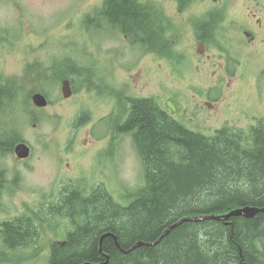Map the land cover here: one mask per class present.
<instances>
[{
	"label": "rangeland",
	"instance_id": "obj_1",
	"mask_svg": "<svg viewBox=\"0 0 264 264\" xmlns=\"http://www.w3.org/2000/svg\"><path fill=\"white\" fill-rule=\"evenodd\" d=\"M103 1L0 0V85L17 91L12 103L8 96L3 98L2 137L14 141L18 128L23 142L32 149L31 156L23 162H19L13 152L0 155V172H3V178H0V225L23 215H34V211L54 203L63 184L81 183L79 189L89 191L107 181L108 192L122 204L126 189H137L142 185L143 169L131 136L120 137L119 131L113 132V124L107 125V118L116 109L111 86L117 93L122 89L130 97L157 94L163 104L168 93L175 91L186 93L193 105L206 101L214 103V99H219L217 112L223 114L207 112L206 126L195 127L196 131L206 135H213L225 125L249 130L264 122L263 45L248 43L239 56L235 45L233 54L239 60L237 74L226 75L222 91L219 95L213 94L214 75L225 59L212 46L203 57L196 54L197 43L190 36L191 22L186 13L178 14L174 0L155 1L171 17L174 36L171 31L168 36L177 40L175 56L184 59L180 76L174 75L180 68L175 62L155 60L153 56L138 59V54L131 48L125 57L117 54L113 58L111 51L116 46L107 41L108 29L88 24ZM256 2L220 0L219 5L229 7L226 22L231 23L243 22L247 17L249 21V16L257 9ZM182 29L184 34L177 39L173 31ZM66 59L77 61L80 68H84L82 76L70 74L68 77L75 90L69 99L64 98L61 90L64 78L56 84L47 83L45 91L38 80L40 73L55 77V66L59 63L62 72L66 68L63 63ZM89 75H93L91 87L86 83ZM159 79L162 82L160 88ZM207 92L214 99L202 97L207 96ZM37 93L48 98L50 105L47 108L34 106L32 96ZM180 106L185 108L182 103ZM86 113L81 124L79 120ZM4 130L6 134H3ZM84 139L88 142L84 143ZM98 155L103 162L100 167H97ZM69 229V223L60 222L58 234L45 231L39 239L38 249L25 250L20 262L5 264L28 263L25 255L35 252L39 258L34 264H46L50 245L66 241ZM10 257L20 259L13 254Z\"/></svg>",
	"mask_w": 264,
	"mask_h": 264
},
{
	"label": "trees",
	"instance_id": "obj_2",
	"mask_svg": "<svg viewBox=\"0 0 264 264\" xmlns=\"http://www.w3.org/2000/svg\"><path fill=\"white\" fill-rule=\"evenodd\" d=\"M167 18L156 2L141 5L137 0H104L88 24L102 29L109 22L121 23L122 29L136 36L144 52L156 51L183 69L184 59L174 54L175 39L168 36L170 31L174 34ZM228 61L236 63L230 69L234 76L239 62L230 56ZM63 63L66 68L61 72V63H57L53 78L38 75L44 91L49 82L56 84L60 78L69 79L70 74H84L77 61L66 59ZM182 69L176 73L181 75ZM92 77L86 79L88 87L93 85ZM16 92L0 85V114L5 110L4 96L12 103ZM129 102L125 125L116 123V127L119 134L132 138L143 169L142 185L126 189L124 204L100 186L89 191L68 188L34 215L4 221L0 225V264L20 262L23 251L38 249L43 233H57L60 222L69 223L70 229L66 241L50 245L46 264L103 263L106 259L99 246L105 234L116 235L122 249L128 251L139 242H157L186 217L197 220L171 229L157 245L129 253L121 251L114 238H105L108 264H264V212L253 218H225L239 208H264V122L249 130L225 125L206 135L179 123L152 99L130 97ZM87 114L80 118L81 124ZM0 134V155L12 153L16 144L24 141L18 128L12 142L3 140L2 129ZM12 254L23 256L12 260ZM38 258L37 252L25 255V264H34Z\"/></svg>",
	"mask_w": 264,
	"mask_h": 264
},
{
	"label": "flooded vegetation",
	"instance_id": "obj_3",
	"mask_svg": "<svg viewBox=\"0 0 264 264\" xmlns=\"http://www.w3.org/2000/svg\"><path fill=\"white\" fill-rule=\"evenodd\" d=\"M137 2L141 5H145L146 3H153L156 2L155 0H137ZM176 5V10L178 14H185L188 15L189 21L191 22L190 28V36L197 43V48L199 45L202 46L201 50L204 54H200L197 52L196 54L203 57L205 53H207L208 49L212 46L218 49V51L222 54L221 56L224 57L225 62L221 65L218 73H215V83L213 88V94L219 93L223 89V85L225 83L226 75L231 77L230 69L236 66V63H232V61H228L229 56L233 59L238 60L237 57L234 56V46H237L239 51L235 52L241 55V52L248 46L253 45L258 42L264 46V0L260 1L257 0L255 4V8H257L252 15L249 16V21L247 19H243V22H231L227 23L228 19V10L229 7L227 6H220V0H174ZM212 3L214 6H212ZM195 5L197 7L195 8ZM152 11V10H151ZM155 14H158L156 11H152ZM160 16V15H159ZM252 18V19H251ZM171 20L170 18H167ZM158 20V19H157ZM212 20V23H206ZM237 21V20H235ZM160 23V20H159ZM122 24H108V32L109 37L107 41L111 43V45L116 46V49L111 51V55L114 58L117 56L125 57L127 52L129 53L130 48L135 53L138 54V59L147 58L149 56H153L155 60L159 59L162 60L163 57L156 51H149L148 53L144 52V49L138 47L140 42H137L134 38L135 35L131 34L128 30H124L121 28ZM175 33V37L178 39L179 35L182 36L184 34V30L173 31ZM173 43H177V40H173ZM249 43V44H248ZM258 52V50H256ZM210 59V57L208 58ZM163 60L167 61L168 63H173V60H168L164 58ZM116 65H114V68ZM238 68V67H237ZM201 74H204V71H200ZM237 74V72H236ZM176 75V72L174 73ZM178 76H180L178 74ZM160 86H162V82L159 79ZM74 90V87H73ZM75 94V90H74ZM203 94V93H202ZM111 96L114 100V104L116 109L113 111L114 114H111L109 118H107V125L114 126L113 132H117L118 128L116 127V123H121L125 125L127 121L129 112H130V96H126V92L124 90H120V92H116L115 88L111 86ZM202 97H206V99H214L212 98L211 94L207 92V96L203 95ZM134 100L138 99H152L154 104L157 105L159 108H164L167 113H171L170 115L173 116L176 121L185 125L190 130L196 131L195 127L198 128L202 126H206V122L209 118L206 116L207 112H215L216 115H219L220 112L218 111V101L219 99H214V103L206 101L204 104L196 103L193 105L192 99L188 98V95L182 91H175L168 93L167 100L164 104L161 101V98L157 96V94H148L144 96L132 97ZM168 102H172L176 107V112L173 113L168 107ZM50 103V102H49ZM180 103L185 106L183 108L180 106ZM121 104V105H120ZM223 114V113H222ZM220 114V115H222ZM111 122V123H110ZM238 123V122H237ZM122 125V126H123ZM238 125V124H237ZM108 128V127H107ZM197 132V131H196ZM125 135L130 136L129 134H121L120 137H124ZM84 143L88 142V139L83 140ZM19 144V143H18ZM17 145V144H16ZM15 148V147H14ZM13 148V153L15 154V149ZM32 153V149H31ZM17 158V157H16ZM97 167L102 166V160H99V155L96 157ZM28 160V159H25ZM25 160H18L19 162H23ZM109 161L108 159H106ZM68 168H70V164L68 163ZM107 165V163H106ZM81 183L71 182L66 185L63 184L62 191L66 189L72 188H81ZM101 188L108 192L109 190V182H103L99 185Z\"/></svg>",
	"mask_w": 264,
	"mask_h": 264
},
{
	"label": "water",
	"instance_id": "obj_4",
	"mask_svg": "<svg viewBox=\"0 0 264 264\" xmlns=\"http://www.w3.org/2000/svg\"><path fill=\"white\" fill-rule=\"evenodd\" d=\"M201 48H202V46L199 45V47L197 48V52L200 54H204V52L201 50ZM61 90H62V94H63L65 99H69L74 95L73 85L69 79H64L62 81ZM32 102H33L34 106L39 108V109L47 108L50 105L48 98L44 94H41V93H37V94L33 95L32 96ZM167 107L173 113L176 112V107L172 102H168ZM14 149H15V155H16L18 160H25L31 156V147L26 142H20L19 144H17L15 146ZM261 212H264V208L261 209V208H256V207H252V206H247V207L239 208V209L232 211L230 214L226 215L225 218H230L232 216H235V217L243 216L246 218H253ZM194 220H197V218L186 217V218L182 219L181 221H179L178 223H176L175 225H173L166 232H164V234L161 236V238L157 242H155V243L139 242V243L135 244V246H133L128 251H125L122 249V247L120 246V243L118 241V237H116V235L111 234V233L105 234L101 238L99 249H100V252L105 256L106 261L103 263H100V264H108L110 261L109 255L105 254L103 251V241L107 237L114 238L117 246L121 249V251H123L124 253H129V252H131L137 248L143 247V246H154V245L159 244L162 241V239L171 231V229L177 227L178 225H180L184 222H190V221H194ZM85 264H91V263H85Z\"/></svg>",
	"mask_w": 264,
	"mask_h": 264
}]
</instances>
